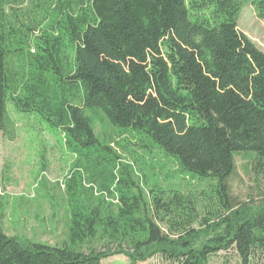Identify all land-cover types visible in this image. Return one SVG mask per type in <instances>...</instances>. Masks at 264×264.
I'll return each mask as SVG.
<instances>
[{"label":"trees","instance_id":"16d2710c","mask_svg":"<svg viewBox=\"0 0 264 264\" xmlns=\"http://www.w3.org/2000/svg\"><path fill=\"white\" fill-rule=\"evenodd\" d=\"M16 3L0 0V131L10 122L8 102L39 116L85 159L102 193L93 201L94 186L82 193L84 171L72 173L61 246L10 237L0 221V264H102L115 256L210 264L229 251L241 264H262L264 196L239 202L229 180L239 153L254 155L264 176V52L239 27L246 3L264 19V0ZM88 113L164 151L184 175L214 181L205 217L199 200L178 189L156 186L146 200ZM93 151L113 165L111 185L91 163ZM94 241L103 249H81Z\"/></svg>","mask_w":264,"mask_h":264},{"label":"rangeland","instance_id":"374dc122","mask_svg":"<svg viewBox=\"0 0 264 264\" xmlns=\"http://www.w3.org/2000/svg\"><path fill=\"white\" fill-rule=\"evenodd\" d=\"M19 5L28 9L39 0H25ZM21 1V0H20ZM240 30L264 52V19H260L255 8L246 3L240 19ZM79 104V103H78ZM94 122L97 136L121 157L125 166L132 167L134 180L148 200L152 188L178 189L182 193L198 199L201 205V219L206 215L205 205L210 204L214 181L199 180L184 175L173 158L157 147L140 142V136L124 132L113 126L101 113H88ZM9 124L0 131V221L5 233L30 243L61 246L69 239L71 222V196L67 183L72 173L83 170L85 180L82 193L89 194V187L96 188V198L102 193L101 182L92 183L91 172L85 159L70 149L63 134L53 131L39 116L19 112L8 102ZM144 145V147H142ZM88 153V152H87ZM91 154V155H90ZM106 153H88L91 163L102 177L110 176L112 184L113 165L103 157ZM99 162H102L99 164ZM236 173L229 180L231 195L239 202L259 200L264 196V176H258L255 156L239 153L236 156ZM114 187V186H113ZM98 196V197H97ZM89 199V196H85ZM111 201V200H110ZM112 202H116L115 197ZM165 232L166 225L160 224ZM199 228L198 224L194 226ZM104 243L94 241L81 249L102 250ZM102 264H131L125 256L106 259ZM140 264H170L160 256ZM210 264H241L236 252H221L211 257ZM264 264V261L263 263Z\"/></svg>","mask_w":264,"mask_h":264}]
</instances>
